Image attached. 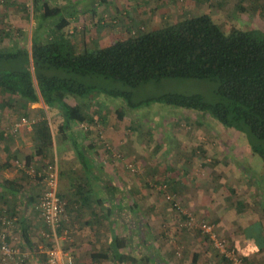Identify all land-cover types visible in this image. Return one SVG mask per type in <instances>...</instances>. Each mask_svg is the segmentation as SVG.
Listing matches in <instances>:
<instances>
[{"label":"rangeland","instance_id":"1","mask_svg":"<svg viewBox=\"0 0 264 264\" xmlns=\"http://www.w3.org/2000/svg\"><path fill=\"white\" fill-rule=\"evenodd\" d=\"M48 2L51 7L66 8L68 11L65 15L68 17L70 25L64 30L63 35H65V39L73 41L78 53H83L88 46L94 45L99 48L109 46L120 39L142 31H153L164 25L204 14L212 16L226 33L232 29L241 31L257 29L264 33V0H107V4L102 0H48ZM94 10L97 11L96 17H94ZM70 14H73V17ZM52 21L49 20L42 25V19L34 10L31 0H0V37L9 47L19 44L20 47L30 49L34 36L44 41L55 38L57 33L51 31L47 25L48 23L52 24ZM87 83L89 86H96L98 91L101 89L131 91L133 93L131 102L135 105L167 93L200 94L209 102L218 101L216 94L218 84L212 80L167 79L161 82L153 81L141 85L137 89H130L121 83L103 78H92ZM73 99L86 104L84 112L92 115L95 119L94 125L84 131L91 132L90 135H93V143H89V145L94 148L93 152L98 153L94 155L101 167L110 173L114 184L120 185L125 182L132 186L130 201L127 203H160V206L163 207L162 213L172 219L176 218L179 221L178 227H181L184 225V221L173 209L171 205L173 202L167 199L168 195L174 194L176 201L181 203V207L185 211H189L197 221L211 222L210 219L199 218L197 213L184 203H188L187 196L194 203H201L204 195L212 197L213 203L219 202L220 198L224 200V194L220 197L215 191L213 192L218 187H212L210 191L209 188L213 184L208 183L205 192H193L192 194L185 190L186 187L184 190H178L175 183L180 178L186 181L188 175L206 172V167L209 165L207 158L211 153H207L204 157L201 150L203 147L206 150V145L194 142L197 141L194 124L196 122L211 123L221 130H225L226 128L222 124L211 117L209 113L187 111L176 106L155 102L147 106L131 107L122 98H115L102 92H93L86 98L69 97L71 104H75ZM58 111L46 106L42 100L38 103L28 104L17 96L0 92V133L3 130L8 131L22 118L27 117L30 121L21 127L18 134L4 136L2 139L0 136V143L7 142L10 145V143L18 142L21 146L19 148L23 149L20 156L23 155L24 160L18 159V163H16L19 168L21 167L19 179H21V174H24L22 183L18 185L25 188L30 196H35L33 200L26 196V203L30 201V203L40 204L47 188L45 176L42 180L31 171L45 173L48 165L57 167L58 195L66 203V217L60 231V235L63 237L60 242L70 251L71 239L79 230L72 229L69 222L67 223L68 214L72 211L71 203H74L80 196L78 194L79 185L86 183L87 180L72 143L59 132L58 125L63 118ZM118 111L126 114L124 119H119ZM42 121H47L50 125L54 145L52 148L46 149L43 155H39L38 125ZM106 124L111 128L113 140L107 132ZM79 126L76 124V127ZM214 126L210 130L204 128V133L198 129L197 133L205 135L208 131H214ZM30 127L34 128L32 130L37 134V139L35 137L26 139L32 135V132H29ZM23 128L28 131L26 134L21 131ZM176 131L180 133L179 136L186 137L184 142L172 136ZM226 131H228L229 138L241 139L237 146L241 152H245L249 148L246 134L230 128H227ZM129 135L132 140H129ZM66 140L69 142L68 144ZM125 142L127 145L123 146ZM19 148L18 150H20ZM25 156L32 157V163L28 165ZM210 157L212 158V156ZM221 158L222 155L217 153L213 161L219 163L222 161ZM19 160L25 162L22 163ZM255 160L258 163L253 165L252 171L246 172V176L253 177L262 190L264 188V162L258 156ZM38 169L41 170L38 171ZM82 193L91 195V189L88 190L83 186ZM240 195L239 192L238 197ZM106 196L103 203H115L111 201L110 196L108 199ZM17 197L12 200L22 203L21 195ZM39 204L36 205L37 209L31 210V217L38 221L41 219L43 224ZM16 207L14 210L20 214V209L18 206ZM38 230L42 232L45 229L41 226ZM189 234H191V239L197 240V245L185 241L186 234L181 236L180 232L179 237L177 236L175 240L176 243H180L177 251L181 252L182 256L180 257H184L182 260L187 261V264H196L192 258L194 253L200 255V258L197 257L198 264H227L201 231L191 229ZM66 235H69L68 240ZM53 245L52 240H44L45 248H50ZM93 252L94 250L88 245V250H84L83 253L84 262ZM75 260L77 259L75 258ZM248 263L253 264L249 260ZM76 264H78L77 261ZM104 264L117 263L106 260Z\"/></svg>","mask_w":264,"mask_h":264},{"label":"trees","instance_id":"2","mask_svg":"<svg viewBox=\"0 0 264 264\" xmlns=\"http://www.w3.org/2000/svg\"><path fill=\"white\" fill-rule=\"evenodd\" d=\"M33 6L42 19V25L49 20L54 21L47 25L57 36L48 41L34 36L30 49L20 47L19 44L9 47L0 37L1 93L17 96L28 104L42 100L49 108L59 110L64 120L59 127L61 133L71 130L73 123L88 127L94 125L95 119L92 115L85 113L80 105H71L69 102V97L86 98L93 92L122 98L131 107L147 106L155 102L187 111L209 113L226 129H235L246 134L252 153L264 162L262 31L232 29L226 33L212 16L204 14L191 16L153 31H139L140 33L120 39L109 46L99 48L86 44L88 48L83 53H78L73 41L65 39L63 35L70 25L65 15L68 13L66 8L51 7L48 0H33ZM70 7L73 8L71 5ZM70 15L73 17V14ZM92 78L113 80L130 89L167 79L212 80L218 84V101L209 102L200 94L167 93L135 105L131 102V91H98L96 86H89L87 83ZM118 114L120 120L126 115L119 111ZM1 134L4 137V131ZM38 134V154L43 155L46 149L54 145L51 127L47 121L38 125ZM70 134V137H64L72 143L91 189H102L104 197L107 195L108 199L110 196L112 202H117V199L122 198L121 192L117 189L111 191L113 181L106 175L96 156L75 136V130ZM28 160L29 165L31 158ZM82 184L79 185L78 194L88 201L90 197L83 195L85 184ZM172 195L176 201L175 195ZM59 198L63 200L60 195ZM102 202L105 199L98 201ZM174 204L171 203L173 209L182 217L185 227L194 229L187 225V215L181 213ZM188 213L190 214L189 211ZM196 230L200 232L199 229ZM22 237L24 242L30 241L28 227L25 225L22 226ZM113 241L111 256L94 255V259H112L118 264L142 262L133 255V249L131 253L123 252L130 247L128 237L115 236ZM242 257L248 262V257ZM226 263L229 264L227 261Z\"/></svg>","mask_w":264,"mask_h":264},{"label":"crops","instance_id":"3","mask_svg":"<svg viewBox=\"0 0 264 264\" xmlns=\"http://www.w3.org/2000/svg\"><path fill=\"white\" fill-rule=\"evenodd\" d=\"M102 1L107 4V0ZM93 13L96 17L97 11L94 10ZM73 101L75 104L71 105H80L82 109L86 110V104L77 102L76 99H73ZM105 122L103 123L105 124ZM63 123L64 120L62 119L61 125L58 126L61 127ZM194 125L197 138V141L194 142L206 145V150L204 147L201 148L204 157L207 153H211L207 158L209 165L206 167V172L188 175L186 181L180 178L175 185H177L178 190H184L186 187L185 190L193 194V192H205L206 185L208 183L213 184L209 188L210 191L212 187H218L213 192L215 191L220 197L224 194L225 199L220 198L219 202L213 203L212 197L204 195L201 203H194L187 196L188 203L184 204L195 211L199 218H207L214 222L218 233L225 237L231 245L235 246L243 256L248 257L247 259L252 261L253 264H264V188L261 190L253 177L248 178L246 176V172L252 171L253 165L258 163L255 160L257 155L252 153L249 145L245 152H241L240 148L237 147L241 139L229 138L226 129L221 130L211 123L196 122ZM106 126L107 132L113 140L114 138L110 132L111 128L107 124ZM213 126L215 130L208 131L205 135L197 133L198 129H201L204 133V128L210 130ZM24 128L21 131L26 134L27 130L25 131ZM87 128V125L82 124L76 127V124L73 123L72 129L62 132V134L70 137V133L75 130V136L79 137L86 148L88 147V151L94 155L95 151H92L94 148L89 145V143H93L94 138L93 135L84 131ZM32 129L34 130L30 127L29 131L32 132V135L26 139L34 137L37 139V134ZM179 135L180 133L176 131L172 136L184 142L186 137ZM0 136L1 139L4 138L2 134ZM129 137V140H132L130 135ZM66 142L69 143L67 140ZM135 143L137 142L135 141ZM124 145H127L126 142L123 143ZM19 147L21 148L18 142L15 144L10 143V145L7 142L0 143V219L6 217L8 221L12 222V226L14 223L9 238L13 245L30 253L27 264H45L46 248L43 246L42 232L38 228L42 226L45 229L46 227L44 222L42 224L41 219H39L40 225L38 220L31 217V210L37 209L36 205L39 203H30V201L26 203V196H29L32 200L35 196H30L25 188L18 185L22 183V177L24 176L22 173L23 175L21 174V179H19L21 167L19 168L16 164L18 159L24 160L23 155L20 156L23 149ZM217 153L222 155V161L219 163L213 161ZM17 156L18 158H16ZM29 157L25 156L26 163L29 161ZM12 158H16L14 159L15 162ZM32 160L31 157L30 163H32ZM212 161L213 163H211ZM106 175L111 180L113 179L110 173ZM13 176L14 179H12ZM85 176L87 182L84 183V188L89 190L91 185L88 182L86 173ZM122 176L124 177V175ZM97 189V191L91 189V195H84L90 197L88 201L78 196L79 198L77 197L76 201L71 203L72 211L68 214L67 223L69 222L72 229H78L80 232H77L74 238L71 239L72 245L70 248V252L77 259L78 264H104L106 260L94 259V255L109 254L111 256L115 236L128 237L130 247L124 249L123 252L131 253L133 249V255L142 260L140 264H187V261L182 260L184 257H180L182 256L181 252L177 251L180 243H176L175 240L177 236L179 237V232L181 236L186 234L185 241H189L192 245H197V240L191 239V234H189L191 229L185 227V225H182L184 228L182 226L178 227L179 221L176 218L172 219L162 213L163 207L160 206V203H124L122 200L130 201V191L132 190V186L125 182L120 185L113 183L110 186L111 191L117 189L121 192V199H117L115 203H98L99 200L104 199V194H102L104 191ZM239 192L240 197H238ZM18 195H21L22 203L12 200V198L17 199ZM241 197L243 198L241 199ZM16 206L20 209V214L14 210L17 208ZM23 225L28 227L30 239L28 243L24 242L22 237ZM169 243L175 244L170 245ZM88 245L91 246L94 252L90 256L87 255L89 259L84 262L83 253L84 250H88ZM182 248L184 247L182 246ZM197 257L200 258V255L194 253L192 258L196 264L199 263ZM143 258H145V261H143ZM109 260L114 262L112 259Z\"/></svg>","mask_w":264,"mask_h":264},{"label":"built area","instance_id":"4","mask_svg":"<svg viewBox=\"0 0 264 264\" xmlns=\"http://www.w3.org/2000/svg\"><path fill=\"white\" fill-rule=\"evenodd\" d=\"M31 2L33 1L31 0ZM29 122L30 121L27 118H22L18 124L10 127L8 131L3 130L4 136L18 134L21 127ZM31 172L35 173L37 177L45 176V179H47V188L43 193L39 206L41 217L46 227L45 230L42 231L41 237L47 241L52 240L54 245L50 248L47 247L45 250L47 255L45 264H76L75 257L60 242L63 237L60 235V231L62 230L66 217V203L60 199L58 195L57 167L48 165L47 172L45 173H37L34 170ZM167 199L175 203L174 206L181 213L187 215V225L191 228L199 229L210 241L218 254L229 264H249L235 247L230 245L226 239L219 235L215 224L206 221H197L192 214H189L181 207L179 202L174 200L173 196L168 195ZM13 227L14 223L12 226V222L8 221L6 217L1 218L0 264H27L28 259L30 258V253L28 251H23L21 248L10 243L9 235L11 228ZM65 233L68 234L67 231H65ZM66 238L68 240L69 235H66Z\"/></svg>","mask_w":264,"mask_h":264}]
</instances>
